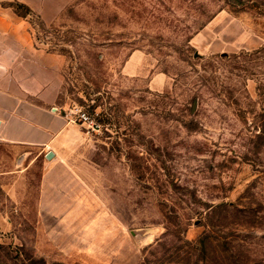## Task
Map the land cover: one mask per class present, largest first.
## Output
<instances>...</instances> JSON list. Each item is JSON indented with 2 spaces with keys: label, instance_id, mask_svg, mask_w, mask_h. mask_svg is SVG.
Returning a JSON list of instances; mask_svg holds the SVG:
<instances>
[{
  "label": "rangeland",
  "instance_id": "obj_1",
  "mask_svg": "<svg viewBox=\"0 0 264 264\" xmlns=\"http://www.w3.org/2000/svg\"><path fill=\"white\" fill-rule=\"evenodd\" d=\"M30 15L70 44L55 105L84 126L79 163L103 171L120 245L99 249V209L48 238L36 198L51 159L0 142V264H264V0H70L50 23Z\"/></svg>",
  "mask_w": 264,
  "mask_h": 264
},
{
  "label": "crops",
  "instance_id": "obj_2",
  "mask_svg": "<svg viewBox=\"0 0 264 264\" xmlns=\"http://www.w3.org/2000/svg\"><path fill=\"white\" fill-rule=\"evenodd\" d=\"M1 1L0 142L38 147L44 153L48 149L54 151L53 158L43 164L38 185V227L44 222L40 218L47 217L48 238L60 241L65 234L88 223V217L83 216L99 209L96 218L103 221L106 229L99 249L104 251L103 254L111 250V255H117L121 227L115 216L106 214L104 207L108 206L99 194L105 184L104 178L100 177L103 171L81 166L79 151L85 139L84 126L73 122L66 111L55 105L64 73L71 64L70 44L52 39L58 35L47 29L39 30L29 17L17 14ZM19 1L27 3L43 22L50 23L70 0ZM37 32L42 35L38 36ZM136 56L138 54L133 52L127 65ZM25 91L35 95L24 96ZM1 186L18 202L16 182ZM10 223L8 214L0 209L1 227ZM52 232L59 233L60 238L55 239L50 235Z\"/></svg>",
  "mask_w": 264,
  "mask_h": 264
},
{
  "label": "trees",
  "instance_id": "obj_3",
  "mask_svg": "<svg viewBox=\"0 0 264 264\" xmlns=\"http://www.w3.org/2000/svg\"><path fill=\"white\" fill-rule=\"evenodd\" d=\"M6 5L11 6L15 12H17V14L24 16V17H31V13L38 16L41 19V17L39 16V14H37L27 3L19 1V0H12L10 2L4 3ZM31 19V18H30Z\"/></svg>",
  "mask_w": 264,
  "mask_h": 264
},
{
  "label": "water",
  "instance_id": "obj_4",
  "mask_svg": "<svg viewBox=\"0 0 264 264\" xmlns=\"http://www.w3.org/2000/svg\"><path fill=\"white\" fill-rule=\"evenodd\" d=\"M64 112V111H63ZM44 156L46 159H51L54 156V151L52 149H48L45 153Z\"/></svg>",
  "mask_w": 264,
  "mask_h": 264
},
{
  "label": "built area",
  "instance_id": "obj_5",
  "mask_svg": "<svg viewBox=\"0 0 264 264\" xmlns=\"http://www.w3.org/2000/svg\"><path fill=\"white\" fill-rule=\"evenodd\" d=\"M80 115H81V117H82L83 119H87V118H88V115H87L84 111H81ZM95 124H96V123H95ZM96 125H97V124H96Z\"/></svg>",
  "mask_w": 264,
  "mask_h": 264
}]
</instances>
